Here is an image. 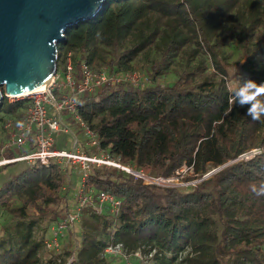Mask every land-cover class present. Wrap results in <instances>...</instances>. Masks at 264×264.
<instances>
[{
	"label": "trees",
	"instance_id": "trees-1",
	"mask_svg": "<svg viewBox=\"0 0 264 264\" xmlns=\"http://www.w3.org/2000/svg\"><path fill=\"white\" fill-rule=\"evenodd\" d=\"M68 52L76 80L83 61L146 74L139 86L108 83L78 95L79 111L104 150L155 175L170 176L184 164L198 178L221 168L184 189L95 167L88 189L112 193L119 213L97 202L84 207L80 228L43 259L35 226L69 213L72 170L26 163L0 184V209L14 221L0 227L7 235L0 264H117L102 254L108 242L145 255L154 250L138 264H264V195L250 191L264 182V116L253 120L228 91L238 75L264 82V0H106L93 18L66 29L58 70ZM174 63L176 78L167 81ZM30 103L5 96L0 104V156L19 152L1 150L12 130L6 124L21 121ZM252 148L261 153L236 160ZM14 233L18 241L11 244Z\"/></svg>",
	"mask_w": 264,
	"mask_h": 264
},
{
	"label": "built area",
	"instance_id": "built-area-1",
	"mask_svg": "<svg viewBox=\"0 0 264 264\" xmlns=\"http://www.w3.org/2000/svg\"><path fill=\"white\" fill-rule=\"evenodd\" d=\"M143 75L139 70L110 71L106 66L94 68L86 61L80 64V79L76 80L72 53L68 52L63 60V66L53 79L41 90H32L23 95H6L11 99L20 97L29 98L31 103L25 110L21 121L13 124L11 120L6 124L10 130L7 139L2 144L1 150L17 148L19 152L12 156H0V166L11 162H25L27 164L39 163L49 166L58 163L63 167H71L78 172L80 184L75 192L76 208L75 212H69L63 219L52 223L50 227V237L44 239L43 248L55 253L61 251V242L65 232L72 228L75 223H79L81 212L84 207L98 203L101 210L104 205H108L112 213L118 214L121 201L112 193L107 191L96 192L88 189L87 179L95 167L116 168L123 170L142 180L145 184L154 185L161 188L178 187L187 189L192 187L201 179L207 178L215 173L221 166H217L198 178L192 165L184 164L170 176L152 174L145 169L136 168L132 164L123 162L119 157L111 155L101 147L98 134L85 121L79 111L78 95L92 91L96 87L104 84H117L127 82L135 86L143 84ZM70 89L62 95H58V87ZM74 120L82 131L85 147L90 151L81 148L77 138L74 139L70 148L57 147L55 134L64 131L72 133L70 126L64 121V117ZM261 153V148H252L241 153L237 159L248 160ZM187 175V177H185ZM154 250L145 255L141 250L129 252L123 242H108L105 244L102 254L122 256L124 264H133L128 256H134L148 260Z\"/></svg>",
	"mask_w": 264,
	"mask_h": 264
},
{
	"label": "water",
	"instance_id": "water-1",
	"mask_svg": "<svg viewBox=\"0 0 264 264\" xmlns=\"http://www.w3.org/2000/svg\"><path fill=\"white\" fill-rule=\"evenodd\" d=\"M105 1L0 0V104L49 83L66 29L93 18Z\"/></svg>",
	"mask_w": 264,
	"mask_h": 264
},
{
	"label": "rangeland",
	"instance_id": "rangeland-1",
	"mask_svg": "<svg viewBox=\"0 0 264 264\" xmlns=\"http://www.w3.org/2000/svg\"><path fill=\"white\" fill-rule=\"evenodd\" d=\"M229 48H232L234 49L233 46H230ZM154 53V52H153ZM239 58V53L236 49H234V52H233V56H232V60H237ZM197 60H194L193 63H196ZM178 63V61H177ZM177 63H174L172 65V67L170 68V70L168 71V73L165 75V79L167 81H173L175 78H176V70L178 67V64ZM95 65H98L100 66L99 64L95 63ZM102 67V65L100 66ZM236 67V65L234 66ZM139 68V67H137ZM136 70H140L139 69H136ZM236 69H232V72H235ZM142 75H143V80H145L146 82V78H145V73L142 72ZM243 78H245V76L243 75H238L236 76L235 78H233L232 81H230V87H239L240 84L243 82ZM144 82V81H143ZM57 93L59 94H63L65 92H69L70 89H66V88H63L62 86L61 87H58L56 89ZM28 98V97H27ZM19 99H23V97H20ZM11 100H18L17 98H13ZM64 121L70 126L71 130H72V133H67V132H64V131H60L58 133L55 134V139H56V143H57V147H66V148H70L73 146V143H74V139L77 138L78 140V143L80 144L81 148L84 149L85 151H90L88 148L85 147V143H84V138L82 137V131H81V128L80 126L76 123V122H73L71 123L70 120L68 119V117H64ZM73 124V125H72ZM4 133H2V136H3ZM6 136H8L7 134H5ZM7 139V137H6ZM24 164H26L25 162H19V163H16L14 165H10L9 167H7V169H4L3 171L0 172V184L3 182L4 179H6L11 173H14L16 172L18 169H20ZM72 170V174L70 175L71 177V182H72V186H71V189H70V198H69V212H75V208H76V198H75V192L80 184V176L78 174V172L74 171L72 168H70ZM187 177V175L185 176ZM190 188V186L188 187V189ZM14 224V221H11L9 219V215L4 212L2 209H0V227L1 226H9V225H13ZM52 223L51 222H47V221H43V220H38L37 221V224L35 226V233L38 237H41L43 236L44 239L46 238H49L50 237V227H51ZM79 223H75L71 229H68L66 232H65V236L63 238V241L61 242V247L62 248V245H66L68 243V236H69V232L70 230H78L80 227H79ZM3 238H7V235L4 231H1L0 230V240H2ZM9 243H17L18 241V238L16 236V234H12L10 236V239L8 240ZM44 249V248H43ZM51 250H48L45 249L43 250V259L45 258H49L51 256ZM108 259L110 260H113L114 262H117V264H120V262L122 264H124V259L122 256H115V255H107ZM129 260L133 262V264H138V263H143L145 261V258L144 259H141V258H136L134 256H128Z\"/></svg>",
	"mask_w": 264,
	"mask_h": 264
},
{
	"label": "clouds",
	"instance_id": "clouds-1",
	"mask_svg": "<svg viewBox=\"0 0 264 264\" xmlns=\"http://www.w3.org/2000/svg\"><path fill=\"white\" fill-rule=\"evenodd\" d=\"M228 91L236 98L238 105L246 107L247 114L253 120H259L264 116V82L243 78L239 87H230ZM250 191L257 196L264 195V182L250 185Z\"/></svg>",
	"mask_w": 264,
	"mask_h": 264
},
{
	"label": "bare ground",
	"instance_id": "bare-ground-1",
	"mask_svg": "<svg viewBox=\"0 0 264 264\" xmlns=\"http://www.w3.org/2000/svg\"><path fill=\"white\" fill-rule=\"evenodd\" d=\"M44 86H45V85H42V86L39 87L37 90H41V89H43Z\"/></svg>",
	"mask_w": 264,
	"mask_h": 264
}]
</instances>
